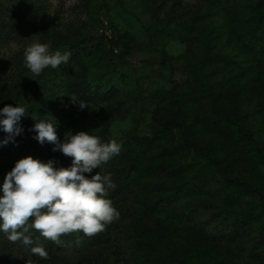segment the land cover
Listing matches in <instances>:
<instances>
[{
	"label": "rangeland",
	"instance_id": "rangeland-1",
	"mask_svg": "<svg viewBox=\"0 0 264 264\" xmlns=\"http://www.w3.org/2000/svg\"><path fill=\"white\" fill-rule=\"evenodd\" d=\"M212 4L0 0V109L27 110L20 121L24 138L5 144L8 134L0 127V187L27 156L53 160L57 169L71 167V157L34 139L32 129L40 120L57 122L61 142L69 131L89 132L102 143L116 140L123 156L117 163L132 167L121 185L108 190L119 219L104 231L62 236L61 246L40 237L37 245L48 252L46 260L32 255V245L13 243L0 231V264L28 259L33 264H182L193 254L182 245L193 247L201 259L211 254L236 264H264V59L235 28V12ZM246 27L247 35L253 34V26ZM35 41L51 52H71L68 64L33 75L24 51ZM71 96L88 107L81 110ZM224 115L241 116L257 137L262 158L219 127ZM98 172L111 180L108 162L84 175L90 179ZM184 186L200 191L193 195L201 203L192 215L174 199ZM225 192L240 196L239 209L253 207L249 221L227 216L219 228L220 234L235 231L242 243L228 235L219 240L215 221L207 222L213 210L229 204ZM192 220L186 234L183 226ZM181 231L179 243L174 232ZM252 237L248 254L246 241Z\"/></svg>",
	"mask_w": 264,
	"mask_h": 264
},
{
	"label": "clouds",
	"instance_id": "clouds-1",
	"mask_svg": "<svg viewBox=\"0 0 264 264\" xmlns=\"http://www.w3.org/2000/svg\"><path fill=\"white\" fill-rule=\"evenodd\" d=\"M70 57L69 51L51 52L49 45L35 41L25 48L24 64L33 75L39 76L49 66L57 69L67 65ZM71 100L78 103L81 110L88 107L75 96H71ZM26 112L23 106L5 105L0 109V117H3L0 126L8 134L3 143L23 131L20 121L27 116ZM56 127V121L55 124L36 121L32 129L37 133L34 139L41 145L50 143L54 145L52 151L71 157V167L57 169L53 160L44 163L27 156L15 163L0 187V231L13 243L22 241L25 246L32 245L34 241L29 233L34 229L43 238L61 246L62 236L81 232L90 237L119 219V212L107 198L108 190L116 185L100 172L90 179L84 174L92 173L118 155L121 144L116 140L102 143L99 137L86 131L66 132L61 142ZM30 251L33 256L48 259L49 254L42 245L31 247ZM27 264L33 261L28 259Z\"/></svg>",
	"mask_w": 264,
	"mask_h": 264
},
{
	"label": "trees",
	"instance_id": "trees-1",
	"mask_svg": "<svg viewBox=\"0 0 264 264\" xmlns=\"http://www.w3.org/2000/svg\"><path fill=\"white\" fill-rule=\"evenodd\" d=\"M212 5L215 6L213 3H217L221 7H226V9L231 8L232 12H235L234 15V24L235 28L242 34V37L244 38V41L247 43V46L253 50V52L256 54L257 58L260 60L264 59V0H207ZM216 4V5H217ZM232 6V7H231ZM246 25L253 26V34L247 35L246 33ZM222 110L218 109V116L222 114ZM225 118H219L218 117V123L223 126H219L224 131L232 134L233 136H237L240 138L243 143L248 147V150L252 152L255 156H257L259 159L262 156L261 146L259 144V141L255 134L249 130L244 120L241 118L240 115L237 116H229L224 115ZM1 127V126H0ZM20 138H24L23 134L20 133L17 135ZM193 141V140H191ZM210 143V141H209ZM223 150V149H221ZM222 152V151H221ZM123 160L122 155H116L112 159L108 161V165L111 172V180L112 183L116 186L121 185L124 180L127 179V176L129 173H131L132 167L127 166L126 163L120 164L117 163L118 159ZM262 158V157H261ZM125 162V160H124ZM222 177H224V173L221 174ZM198 186H184V188L181 190L179 189L174 194V199L176 203L178 204V207L182 209V211L187 212L189 215H192L195 213V208L199 209V206H196V204L201 203V201L195 200L193 195L200 192L199 190H195ZM200 187V186H199ZM220 196V194H218ZM223 200L227 201L229 203L226 207H221L220 209L217 208V210H213V215L208 218V223H211L212 221H215L214 230L220 235L218 238L221 241L229 240H237L239 243H242L234 231L233 234H220L219 228L222 227L227 219V216L232 217L233 221L239 222L251 219V214L253 213V207H250L246 210L239 209L238 203L240 202V196L238 194H235L234 192L227 193L225 192L222 196ZM193 202V205L191 203ZM217 201L213 202L212 207H217ZM210 207V206H209ZM223 208V210H221ZM219 209V210H218ZM253 218V216H252ZM189 224H195V222L192 220L191 223H186L183 226V230L186 232V234H190L189 229L192 227ZM208 225V224H207ZM203 228V227H202ZM235 233V234H234ZM34 241L32 244V247L36 246L38 243V239L42 237L39 232L32 229L29 233ZM174 236L176 238H179V243L182 242V234L183 232H174ZM230 236L229 238L227 237ZM206 239H210V234L204 235ZM215 238V237H214ZM227 238V239H226ZM178 243V242H177ZM246 244L250 246V251L248 254L253 253V237L249 238L248 241H246ZM186 252L192 251L193 254L187 258V260L183 261L182 264H236L235 262H230L231 260L224 259V260H218L215 257H212L210 254L206 257H200V255H195V250L192 248L189 250L190 246L182 245L181 246ZM249 248V247H248ZM193 261V263H192Z\"/></svg>",
	"mask_w": 264,
	"mask_h": 264
}]
</instances>
